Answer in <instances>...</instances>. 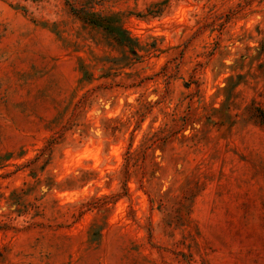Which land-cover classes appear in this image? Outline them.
<instances>
[{
  "label": "rangeland",
  "instance_id": "1",
  "mask_svg": "<svg viewBox=\"0 0 264 264\" xmlns=\"http://www.w3.org/2000/svg\"><path fill=\"white\" fill-rule=\"evenodd\" d=\"M0 264H264V0H0Z\"/></svg>",
  "mask_w": 264,
  "mask_h": 264
},
{
  "label": "trees",
  "instance_id": "2",
  "mask_svg": "<svg viewBox=\"0 0 264 264\" xmlns=\"http://www.w3.org/2000/svg\"><path fill=\"white\" fill-rule=\"evenodd\" d=\"M80 15L87 24L95 28L103 29L107 34L115 37L120 43L126 44L132 42V39L114 17H98L94 13H82Z\"/></svg>",
  "mask_w": 264,
  "mask_h": 264
}]
</instances>
